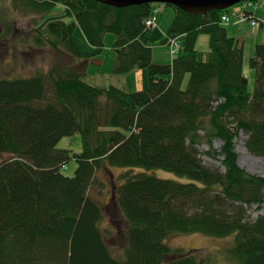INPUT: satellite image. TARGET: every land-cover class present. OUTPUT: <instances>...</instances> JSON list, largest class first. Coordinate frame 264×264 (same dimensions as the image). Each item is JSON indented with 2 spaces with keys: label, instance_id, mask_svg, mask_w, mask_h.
I'll return each mask as SVG.
<instances>
[{
  "label": "trees",
  "instance_id": "16d2710c",
  "mask_svg": "<svg viewBox=\"0 0 264 264\" xmlns=\"http://www.w3.org/2000/svg\"><path fill=\"white\" fill-rule=\"evenodd\" d=\"M7 2L17 13L40 15L35 43L63 58L47 71L0 78V157L9 156L0 161V264H217L200 250H172L165 241L174 234L234 236L223 251L229 264H264V215L248 219L249 208L264 207V176L240 167L236 151L244 132L249 152L264 158V43L250 59V91L244 45L228 29L234 18L243 23L240 10L194 15L164 4L175 13L164 44L172 49L177 40L178 51L183 37L184 52L159 64L150 44L159 26L156 3L0 0V43L12 32L3 15ZM78 27L93 52L81 50ZM108 34L115 36L112 73L147 70L146 89L84 80ZM202 35L209 36L206 51L197 46ZM77 133L81 153L58 147ZM215 140L223 142L220 150ZM204 144L208 156L223 157V169L203 164ZM73 159L78 167L70 177L62 169ZM103 166L123 170L114 189L125 243L120 255L101 228L104 208L89 196ZM158 169L190 181L159 178L152 173Z\"/></svg>",
  "mask_w": 264,
  "mask_h": 264
},
{
  "label": "rangeland",
  "instance_id": "374dc122",
  "mask_svg": "<svg viewBox=\"0 0 264 264\" xmlns=\"http://www.w3.org/2000/svg\"><path fill=\"white\" fill-rule=\"evenodd\" d=\"M249 8L260 19L258 26H252L250 22H245L242 27H237L234 22L228 25L231 35H238L241 45L245 44L244 49V68L243 72L249 81V90L253 91L256 82V73L250 66V59L254 56L256 44L264 43V0L259 2H249ZM160 8L159 26L153 28L151 34V47L153 49V61L159 64H169L173 58L183 54V37H180L177 54L173 55L169 44H164L166 38V31L175 15L174 10L164 4H157ZM4 9V16L6 21L10 22L12 32L3 37V42L0 43V78L7 77H28L39 71H47L55 63L59 62L63 57L51 49L48 45H38L35 43V28L40 23L41 16L34 13H21L16 12L10 2L2 6ZM245 9L243 4L235 5L228 9V12L234 10ZM63 8L59 7L58 11L53 13L57 16ZM5 21V22H6ZM254 27V28H253ZM259 29L262 34V41L255 33L254 29ZM5 25L0 23V34L5 31ZM233 30V31H232ZM0 35V36H1ZM76 39L82 51L93 52V47L88 43L80 27L76 31ZM115 36L108 34L106 37V46L104 51L97 57L89 61L87 76L84 80L92 85L99 87L117 86L126 89L128 92H137L144 90L149 86V73L147 70L137 69L134 72L118 76L112 73L115 62V51L113 48ZM198 49L206 51L209 47V36L202 35L198 42ZM64 60V59H63ZM62 60V61H63ZM66 60V59H65ZM67 61V60H66ZM248 135L241 132L236 139V151L238 153V161L240 160V167L245 169L251 174L264 176V158L256 156L249 152L246 147ZM223 142L221 140L214 141V148L220 150ZM58 147L61 149L71 150L73 153L78 154L83 150L82 140L80 134L68 136L63 138ZM209 146L204 144L200 147V158L204 165L214 168H222L223 157L219 155L216 159L208 156L206 151ZM8 155H2L0 161L7 159ZM77 162L75 159L62 169V173L67 176H74L77 170ZM135 170L134 172H137ZM123 173L119 168H108L103 166L96 174V180L89 191V196L97 201L104 208V218L101 223V228L109 242V245L116 248L115 252L120 255L123 253L125 243L122 239L120 232L122 216L118 211L114 202V189L117 180ZM154 175L163 179H173L180 182H189L186 177H179L174 173L164 170L152 171ZM260 215H264V207L258 209L253 206L248 209V216L250 221H255ZM234 236L221 239L209 237L202 234L195 235H181L174 234L168 237L165 244L172 250L193 251L200 250L205 256L213 255L217 264H229L223 251L231 245Z\"/></svg>",
  "mask_w": 264,
  "mask_h": 264
},
{
  "label": "water",
  "instance_id": "95a60500",
  "mask_svg": "<svg viewBox=\"0 0 264 264\" xmlns=\"http://www.w3.org/2000/svg\"><path fill=\"white\" fill-rule=\"evenodd\" d=\"M105 4H115L119 7H130L141 4H171L194 15H205L212 10H226L235 5L262 0H97Z\"/></svg>",
  "mask_w": 264,
  "mask_h": 264
},
{
  "label": "built area",
  "instance_id": "2783aa9c",
  "mask_svg": "<svg viewBox=\"0 0 264 264\" xmlns=\"http://www.w3.org/2000/svg\"><path fill=\"white\" fill-rule=\"evenodd\" d=\"M240 17H241L242 20H246L248 18L245 13H240ZM222 19H223V22H229V20H230L229 17L228 16H225V15L223 16ZM154 21H155V19L154 20L147 21V25L148 26H153L155 24ZM252 24L253 25H256L257 22L256 21H252ZM171 47H172L173 53H175L176 52V49L178 48V42H177V40L172 42ZM173 47H176V49L174 50Z\"/></svg>",
  "mask_w": 264,
  "mask_h": 264
},
{
  "label": "crops",
  "instance_id": "0c3cea01",
  "mask_svg": "<svg viewBox=\"0 0 264 264\" xmlns=\"http://www.w3.org/2000/svg\"><path fill=\"white\" fill-rule=\"evenodd\" d=\"M242 24H243V23H241V24H237L236 26H237V27H242ZM253 28H254V27H253ZM254 30H255L254 33H255L257 36H259L258 38L261 39V41H262V37H261V35H260V34H262L261 31H259L258 28H257V29L255 28ZM232 31H233V30H232ZM235 36L238 37L237 34H235ZM243 45H244V49H245V44H243ZM256 45H257V44H256Z\"/></svg>",
  "mask_w": 264,
  "mask_h": 264
},
{
  "label": "bare ground",
  "instance_id": "6f19581e",
  "mask_svg": "<svg viewBox=\"0 0 264 264\" xmlns=\"http://www.w3.org/2000/svg\"><path fill=\"white\" fill-rule=\"evenodd\" d=\"M238 162H239V165H240V160Z\"/></svg>",
  "mask_w": 264,
  "mask_h": 264
}]
</instances>
